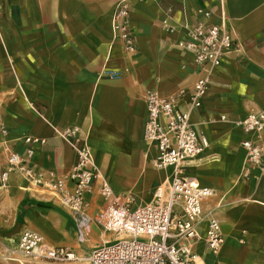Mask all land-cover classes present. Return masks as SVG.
Segmentation results:
<instances>
[{
	"label": "crops",
	"instance_id": "crops-1",
	"mask_svg": "<svg viewBox=\"0 0 264 264\" xmlns=\"http://www.w3.org/2000/svg\"><path fill=\"white\" fill-rule=\"evenodd\" d=\"M120 1L0 0V128L6 131L0 132V169L6 150L21 151L18 139L32 135L47 141L35 153L37 168L66 174L75 155L55 133L76 126L87 136L100 170L111 169L113 184L101 172L115 198L121 196L108 204L97 193L87 197L85 221H91L80 242L66 208L13 180L0 190V264H17L4 261L1 254L24 231L83 257L93 247L128 236L112 205L124 202L142 158L150 165L155 153L142 139L147 116L142 94L192 89L199 70L176 43L183 38L179 25L184 20L206 22L199 8L212 13L207 24L225 23L244 48L227 54L213 71L201 107L191 116L209 146L187 164L184 174L215 191L202 208L219 220L224 239L217 256L203 242L194 251L198 264H264V170L241 177V141L246 136L219 120L223 115L240 120L264 110V0H126L137 46L134 55H126L113 39L111 20ZM168 8L173 10L169 24L179 32L170 33L163 25ZM169 177L170 170L144 175L147 183L153 178L167 182ZM132 196L133 206L147 204ZM100 213L104 216L97 223ZM9 234L11 243L6 241Z\"/></svg>",
	"mask_w": 264,
	"mask_h": 264
},
{
	"label": "built area",
	"instance_id": "built-area-1",
	"mask_svg": "<svg viewBox=\"0 0 264 264\" xmlns=\"http://www.w3.org/2000/svg\"><path fill=\"white\" fill-rule=\"evenodd\" d=\"M172 13L171 8L166 10L163 25L170 33H176L179 30L169 24ZM197 13L206 22L212 16L206 8H199ZM129 15L128 2L121 0L112 15L111 30L123 52L134 55L137 46ZM206 22L191 24L186 19L179 25L183 38L176 46L192 56L199 70L192 89H178L168 95L145 90L142 94L147 114L142 139L154 149L150 160L152 168L170 170L166 193L163 195L158 190L154 200L142 206H133L132 195L123 196V203L112 206L118 221L128 230V236L103 243L85 257L67 247L49 245L36 232L24 231L15 246L1 254L4 261L17 264H198L199 256L194 248L200 242L210 254L217 256L220 253L224 243L220 222L210 212L204 214L202 208L204 201L215 196V191L185 176L184 170L209 146L207 138L195 130L191 116L201 107L213 71L227 54L243 49L244 44L225 23ZM219 120L241 129L246 136L241 141L245 152L241 177L247 179L253 169L264 170V110L250 112L240 120H230L225 115ZM0 132L6 134L3 128ZM55 134L74 152L75 161L69 171L57 175L39 170L34 156L47 141L25 135L18 139L21 151L8 148L5 152L0 169V190H6L13 180H20L25 183L26 190L46 196L66 208L74 217L78 238L82 242V235L91 221H85L87 197L97 193L106 204L115 203L117 198L80 128L69 126ZM103 216L100 213L94 221L100 223Z\"/></svg>",
	"mask_w": 264,
	"mask_h": 264
},
{
	"label": "rangeland",
	"instance_id": "rangeland-1",
	"mask_svg": "<svg viewBox=\"0 0 264 264\" xmlns=\"http://www.w3.org/2000/svg\"><path fill=\"white\" fill-rule=\"evenodd\" d=\"M101 170L107 176L109 181H110V179L112 180L113 173H112L111 169L101 167ZM151 170L155 172V169H153L152 166H150L148 164V162L144 161L142 158V165H141V167L138 168L139 175L137 177V180L133 183H129L127 190L124 191V192H128L129 195H132V194L135 195L136 200L139 203H149V202L153 201L155 193L158 190H161L163 195L166 193L167 182L162 181L161 183H158V182H156L155 178H153L150 183L145 182L144 175L147 171H151ZM110 182L112 183V181H110ZM119 198H121V196H118L117 199H119ZM96 209H98V208L95 206V210ZM7 237L8 238L6 241L8 243H11L10 234L7 235ZM92 241H94V240L89 241V244Z\"/></svg>",
	"mask_w": 264,
	"mask_h": 264
}]
</instances>
